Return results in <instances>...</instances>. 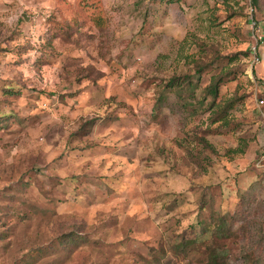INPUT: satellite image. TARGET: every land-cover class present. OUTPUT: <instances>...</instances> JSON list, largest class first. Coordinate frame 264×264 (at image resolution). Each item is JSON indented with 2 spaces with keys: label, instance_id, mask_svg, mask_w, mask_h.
<instances>
[{
  "label": "rangeland",
  "instance_id": "1",
  "mask_svg": "<svg viewBox=\"0 0 264 264\" xmlns=\"http://www.w3.org/2000/svg\"><path fill=\"white\" fill-rule=\"evenodd\" d=\"M221 214L264 264V0H0V264H205Z\"/></svg>",
  "mask_w": 264,
  "mask_h": 264
},
{
  "label": "trees",
  "instance_id": "2",
  "mask_svg": "<svg viewBox=\"0 0 264 264\" xmlns=\"http://www.w3.org/2000/svg\"><path fill=\"white\" fill-rule=\"evenodd\" d=\"M219 80V76L215 77V75H213L210 83L206 87L207 91L213 96H216L218 93ZM170 81L171 84L173 80L171 79ZM219 119L220 126H228L230 124V119L226 118L225 116H221ZM244 148L245 141L242 140V143L238 144L236 147H230L227 149V151L233 153H242ZM227 222V214H221L209 225L204 227L203 230L205 233L210 231L214 235L213 244H209L210 246L208 247L207 260L205 264H230V261L227 257V249L225 247V239L229 236L227 233V229H229ZM244 264H248V261H245Z\"/></svg>",
  "mask_w": 264,
  "mask_h": 264
}]
</instances>
